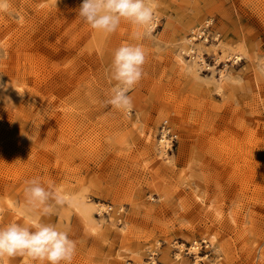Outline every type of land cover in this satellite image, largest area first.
Segmentation results:
<instances>
[{
  "label": "rangeland",
  "instance_id": "374dc122",
  "mask_svg": "<svg viewBox=\"0 0 264 264\" xmlns=\"http://www.w3.org/2000/svg\"><path fill=\"white\" fill-rule=\"evenodd\" d=\"M156 3L148 36L92 29L82 0L0 12V225L40 178L72 264H264V0ZM123 43L147 53L128 111L107 103Z\"/></svg>",
  "mask_w": 264,
  "mask_h": 264
},
{
  "label": "clouds",
  "instance_id": "9594fccd",
  "mask_svg": "<svg viewBox=\"0 0 264 264\" xmlns=\"http://www.w3.org/2000/svg\"><path fill=\"white\" fill-rule=\"evenodd\" d=\"M11 8V0H0V12ZM156 0H82L78 15L94 30L111 34L122 22L134 27L136 36L151 35L156 19ZM147 53L138 43H123L112 55L109 78L115 83L107 103L119 111L132 108L130 91L144 75ZM21 215L23 222L0 225V264L16 256H27L37 264H72L76 241L66 230L43 222L54 207L63 203L60 194L46 189L40 178L26 182Z\"/></svg>",
  "mask_w": 264,
  "mask_h": 264
},
{
  "label": "built area",
  "instance_id": "2783aa9c",
  "mask_svg": "<svg viewBox=\"0 0 264 264\" xmlns=\"http://www.w3.org/2000/svg\"><path fill=\"white\" fill-rule=\"evenodd\" d=\"M156 22L154 21V24ZM177 141V137L171 133V130L169 127L165 126L162 128L161 132V142L163 143H169L172 144L173 142Z\"/></svg>",
  "mask_w": 264,
  "mask_h": 264
}]
</instances>
